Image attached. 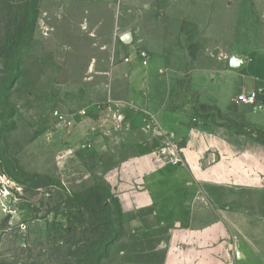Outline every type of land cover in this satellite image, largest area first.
I'll return each instance as SVG.
<instances>
[{
  "label": "rangeland",
  "instance_id": "obj_1",
  "mask_svg": "<svg viewBox=\"0 0 264 264\" xmlns=\"http://www.w3.org/2000/svg\"><path fill=\"white\" fill-rule=\"evenodd\" d=\"M31 2V38L8 51L7 32ZM231 56L247 63L233 88ZM253 86L264 100V0H0V264H80L83 240L108 241L98 264H161L167 228L147 211L123 214L104 180L134 143L138 154L183 145L154 135L157 113L228 128L235 147H250L237 156L250 184L236 193L234 224L219 221L243 264H264V116L225 119L226 104ZM138 111L146 120L131 130Z\"/></svg>",
  "mask_w": 264,
  "mask_h": 264
},
{
  "label": "crops",
  "instance_id": "obj_2",
  "mask_svg": "<svg viewBox=\"0 0 264 264\" xmlns=\"http://www.w3.org/2000/svg\"><path fill=\"white\" fill-rule=\"evenodd\" d=\"M232 72L231 88L240 76L239 70ZM245 90L255 88L242 87L237 94ZM259 93H264L262 88ZM232 106L236 105L230 102L225 106L228 123H261L264 110L250 107L244 116L237 117L227 113ZM157 114L149 115L161 130L154 135L162 138V142L169 141L170 137L175 141L182 139L183 145L175 152L165 149L138 154L133 150L134 143L132 149L125 151L128 156L104 173V180L115 194L122 213L147 211L159 226L167 228L161 264L245 263L238 246L230 241L234 230H227V225L219 220L226 219L229 224L232 220L234 224L235 204L243 201L236 198V193L250 184V174L244 167L248 159L237 156H248L250 147H235L236 135L233 131L228 135V128H209L193 120H185L189 125L179 121L172 125ZM145 120L138 111L128 117L127 126L138 130ZM144 145L139 142L136 147Z\"/></svg>",
  "mask_w": 264,
  "mask_h": 264
},
{
  "label": "trees",
  "instance_id": "obj_3",
  "mask_svg": "<svg viewBox=\"0 0 264 264\" xmlns=\"http://www.w3.org/2000/svg\"><path fill=\"white\" fill-rule=\"evenodd\" d=\"M24 9L25 11L21 16L19 30L12 31L9 29L7 32L6 47L8 48V51L21 49L24 46V43L26 41L29 42L31 38V33L36 21V3H27ZM90 197L94 198L95 196L91 195ZM93 231L95 230H90V233ZM83 241L84 246L78 248L75 252L76 257H80V264H98L99 261L105 257L107 248L106 244H108V241L100 242L99 244L88 243L85 240ZM78 243L79 242H76L73 245H77ZM98 253H100V255L96 258Z\"/></svg>",
  "mask_w": 264,
  "mask_h": 264
},
{
  "label": "built area",
  "instance_id": "obj_4",
  "mask_svg": "<svg viewBox=\"0 0 264 264\" xmlns=\"http://www.w3.org/2000/svg\"><path fill=\"white\" fill-rule=\"evenodd\" d=\"M137 58L142 66L147 65V55L145 52H139ZM125 61L127 62L129 60L126 59ZM233 103L238 107L247 105L252 107L254 110H264V100H258V93L255 90L242 91L233 99Z\"/></svg>",
  "mask_w": 264,
  "mask_h": 264
},
{
  "label": "water",
  "instance_id": "obj_5",
  "mask_svg": "<svg viewBox=\"0 0 264 264\" xmlns=\"http://www.w3.org/2000/svg\"><path fill=\"white\" fill-rule=\"evenodd\" d=\"M120 41L127 45V44H130L131 41H132V35L130 32H125L124 34H122L120 36ZM246 64V61L241 59V58H238L236 56H231L228 60V68L231 70V71H238L240 70L242 67H244ZM54 94H56V91H54ZM237 258L239 259L240 258V254L237 252Z\"/></svg>",
  "mask_w": 264,
  "mask_h": 264
}]
</instances>
